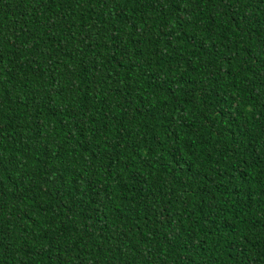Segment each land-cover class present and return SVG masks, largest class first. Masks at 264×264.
Here are the masks:
<instances>
[{
	"label": "trees",
	"instance_id": "1",
	"mask_svg": "<svg viewBox=\"0 0 264 264\" xmlns=\"http://www.w3.org/2000/svg\"><path fill=\"white\" fill-rule=\"evenodd\" d=\"M0 264H264V0H0Z\"/></svg>",
	"mask_w": 264,
	"mask_h": 264
}]
</instances>
